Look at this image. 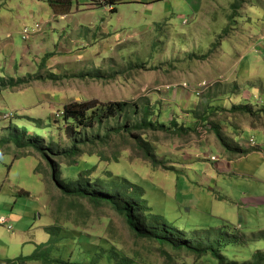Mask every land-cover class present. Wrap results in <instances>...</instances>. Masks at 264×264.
I'll use <instances>...</instances> for the list:
<instances>
[{"label":"rangeland","instance_id":"rangeland-1","mask_svg":"<svg viewBox=\"0 0 264 264\" xmlns=\"http://www.w3.org/2000/svg\"><path fill=\"white\" fill-rule=\"evenodd\" d=\"M108 1L110 10L95 0L73 1L75 18L96 26L85 40V27L79 28L77 20L72 27V16L61 19L70 36L53 35L40 24L38 33L43 34L34 31L23 42L16 33L19 24L13 28L14 45L24 43L28 52L13 66L25 74L13 77L40 80L0 92V139L23 128L24 142L47 150L44 155L58 166L60 181L87 186L97 195L107 193L118 202L133 197L130 189L127 197L122 193L121 178L127 179L143 189L152 213L194 246L215 244L223 264L251 262L256 253L264 257V157L236 159L230 151L225 159L214 143L220 135L226 144L235 139L247 144V150L264 148V0ZM4 11L16 14L15 8ZM23 16L30 27L41 14L29 7ZM87 100L130 106L91 127L63 120V105ZM238 105L252 114L230 111ZM145 116L156 125L170 116L185 126L182 131L173 128L178 133L140 135L153 147L158 166L142 160L125 132L107 146L97 142L126 120L134 123ZM66 124L72 129L66 130ZM250 137L256 147L249 145ZM74 143L76 155L65 157ZM5 149L9 152L0 155V217L8 222L0 225V247H5L1 261L29 255L34 244H45L39 254L49 260L91 264L98 255L96 264H114L109 256L117 253L130 264H170L161 250L172 252L135 239L113 209L64 196L40 153L15 146H3L0 153ZM14 152L25 157L12 161ZM211 155L217 161L207 158ZM220 164L223 173L215 171ZM50 226L56 229L49 247L45 227ZM174 261L218 264L209 256L193 261L186 254L174 255Z\"/></svg>","mask_w":264,"mask_h":264},{"label":"trees","instance_id":"trees-1","mask_svg":"<svg viewBox=\"0 0 264 264\" xmlns=\"http://www.w3.org/2000/svg\"><path fill=\"white\" fill-rule=\"evenodd\" d=\"M43 1L48 5L54 15H65L70 13L74 0ZM211 52L212 51L210 50L209 54ZM38 80L40 79L37 78V76H28L26 80L22 78L12 77L0 78V92L19 87L21 85H28L29 83ZM128 106L130 105L126 102H99L96 100H87L79 103L72 102L63 105L62 117L66 123L71 121L73 124L82 127H91L95 124H101L105 119L116 118L120 116L123 109ZM240 110H244L246 111V113H249V109L246 105L233 106L230 111ZM144 113L148 114V110L145 108ZM176 127L179 131H182L185 128V126H180L177 121L173 119L165 124L158 123L156 125L154 121L147 119V117L145 116L143 119L134 123L126 120L120 130L107 131L106 134H104L101 138H99V140H97V142L103 146H107L113 136L125 132L129 136L130 140H132L133 143H136V148L138 149L137 151L141 153L142 160L150 163L152 167H156L161 162L157 160L156 156L153 154V147L148 142L142 140L141 136L143 133L153 132L155 130L161 131L162 133L169 131L178 133V131H175L173 129ZM19 129L20 130H18L17 134L6 137L5 139H0V149L3 146H15L19 149L28 148L37 151L47 160L46 156L44 155L47 150H43L42 147H38L35 144H30L31 142H24L26 134L23 128ZM67 129H72L69 124H66V130ZM217 139L222 143V145L227 146L220 135L217 137ZM77 149V144L74 143L69 150L65 151V157H73L74 155H76ZM6 151L9 152L8 149H5L3 153H0V155L6 153ZM22 157L25 156L21 153L14 152L12 161L20 159ZM47 161L51 169L53 168V172L55 174L53 175V181L57 183L58 190L64 196L85 199L93 206H100L105 209H113L114 212H116L124 219L125 224L129 227L130 232L135 239L154 242L158 247L162 249L167 248L170 252H172L171 255H166L165 252L161 250V254L165 255L164 257L169 260L168 262L170 264H175L174 255L180 256V254H186V256L192 257L193 261L200 260V258H202L203 256H209L216 260L218 264H223L224 256L221 254L219 248L216 247L215 244H200L194 246L187 239H185L184 234L180 230L174 228L171 223H169L161 216L153 214L152 209L147 205V201L143 199L144 192L141 187L132 184L127 179L122 177V185L125 186L121 189L122 193H124L127 197L125 190L130 189L134 192V194H132V199L127 198L122 202H118L114 196L107 193H101L100 195H97L95 194V192L90 191L87 186H81L79 182L78 183L80 187H78L77 184L60 181L58 175V166L51 164L49 160ZM35 170H37V168H35ZM168 170L173 171L171 168H169ZM87 172L88 171L83 173ZM35 173L38 172L35 171ZM83 173L80 172V177L84 175ZM20 192H22L23 195L28 196V192L23 190H21ZM55 229L56 228H52V226L45 227V232L50 236V238H48L46 242V245H48L49 247L54 242V238H52V231H54ZM44 246L45 244L38 245L31 254L27 256H19V258L17 257L14 260H8L9 262L7 260L6 261L8 263L16 264H28L30 262H41L40 264H80L75 262L69 263L65 260L60 259L49 260L43 258L44 256H41L39 252L44 248ZM49 250L50 248L47 247L46 251ZM118 255L119 254L117 253H111L109 259L113 260L114 264H130L131 260L129 258L124 257L119 260ZM98 262L99 256L96 255L95 258H93L91 264H96ZM261 262H264V257L257 256L256 253L252 256L251 262H244V264H261ZM236 263L237 262L231 261L227 264Z\"/></svg>","mask_w":264,"mask_h":264},{"label":"crops","instance_id":"crops-1","mask_svg":"<svg viewBox=\"0 0 264 264\" xmlns=\"http://www.w3.org/2000/svg\"><path fill=\"white\" fill-rule=\"evenodd\" d=\"M151 1H155V0H151ZM73 5H74V3H73ZM73 5H72V8H74V6H75V5L74 6ZM29 7H36L41 14L40 19L38 20V22H35V23L42 24L43 29L48 30L53 35H57L58 31H59L60 35H62V36L66 35V34L69 35L68 29L65 28L66 24L64 23V25H63L61 23V19L63 17H65V16L71 17L72 16L75 19L71 22L72 27H73L76 20L79 21L78 19L75 18V15H73L72 12H70V14H68V15H62V16L54 15L52 13V11L50 10V8L48 7V5L43 0H0V77H4L3 75H9V76H12V78H14L13 76L24 75L26 72L25 69H21L19 71V73H17L15 70H13V66L18 59H20L22 57H24V58L28 57L26 55L28 52L24 49V43H23L22 47H16L14 45L13 35L15 34V32L13 31V28L17 24H19L20 28H19V31H17L16 33L19 35L21 34V29L25 25L24 20L27 18V17L25 18L23 16V11H25ZM12 8L16 9V14L13 17H10L8 12H5L4 9L6 11H10V10H12ZM113 9H115L114 11H116L115 4L113 5ZM33 15L34 14L32 13L30 16H33ZM84 19L85 18H83L82 21ZM82 21H79L81 23H79L77 26L79 28L85 27L87 34L81 35V38L85 40V38H88V35L91 32L93 34V31L96 29L95 28L96 26L94 24H90V26L87 27V26L82 24ZM60 30H62V31H60ZM74 30H76V29H74ZM39 31H37L35 34H37ZM42 34L43 33H41L39 35H42ZM32 37H33V35L31 36L30 40H32ZM18 78H21V77H18ZM166 121H168V122L171 121L170 116L166 119ZM215 139L216 140L214 141V143L218 147L222 148V150L224 152V154H222V157L225 159L227 157L226 155L230 154V151H234L233 155L235 156L234 158H236V159L237 158L239 159L241 156L252 157L253 154H257L260 157H262V156L264 157V148L261 147V145L259 146V148L257 150H247L246 149L247 144L244 146H241V143L238 144V142L240 140H237L238 142H236V140L234 139L233 144L228 143L227 146L226 145L224 146V145H222V143L217 138H215ZM235 143H237V144H235ZM234 144H235V146H233ZM236 145H238V146H236ZM233 148H237L239 150H230ZM211 156H209V157H211ZM209 157H207V158L209 159ZM263 160H264V158H263ZM223 170L224 169H223L222 165L215 168V171L218 173H223L224 172ZM247 203H252V201H248ZM6 224L7 223H5L2 226H5ZM7 227H6V229H7ZM36 245H38V244H34L30 248V251H32V250L34 251L36 249ZM0 252L5 253V247L3 244L0 247ZM0 264H9V263L7 261H6V263H4V261L0 260ZM28 264H40V263L39 262H30Z\"/></svg>","mask_w":264,"mask_h":264},{"label":"built area","instance_id":"built-area-1","mask_svg":"<svg viewBox=\"0 0 264 264\" xmlns=\"http://www.w3.org/2000/svg\"><path fill=\"white\" fill-rule=\"evenodd\" d=\"M95 1L100 3L102 5V7L107 8L108 10L112 9V5L109 1H108V3H106L105 0H95ZM40 28H41V26L38 23H35L31 27L24 25L22 30H21L22 40L23 41L27 40L31 33H33L34 31L37 32L38 30H40ZM261 42L262 43L264 42V36L262 37ZM248 143L251 147H256L255 140L253 137H250V139L248 140ZM209 160L210 161H216L217 159L214 156H211L209 158ZM7 222H8V220L6 218L0 217V225H4ZM10 228H11V225H8L7 229H10Z\"/></svg>","mask_w":264,"mask_h":264},{"label":"bare ground","instance_id":"bare-ground-1","mask_svg":"<svg viewBox=\"0 0 264 264\" xmlns=\"http://www.w3.org/2000/svg\"><path fill=\"white\" fill-rule=\"evenodd\" d=\"M93 4V3H92ZM98 5V4H97ZM113 10H115V9H113ZM33 25V24H32ZM31 27V26H30ZM22 30V29H21ZM80 30V29H79ZM39 31V30H38ZM21 35V34H20ZM77 38V37H76ZM25 42V41H24ZM80 47V46H79ZM42 64V63H41ZM40 65V64H39ZM8 91V90H7ZM3 92V91H2ZM62 110V109H61ZM60 111V110H59ZM61 113V112H60ZM58 114V113H57ZM62 118V117H61ZM60 118V119H61ZM22 119V118H21ZM56 119V118H55ZM59 119V118H58ZM79 240V239H78ZM87 242V241H86ZM79 243V242H78ZM19 258V257H18ZM43 258H46V259H48L46 256L45 257H43ZM51 260V259H50ZM6 261V260H5ZM8 261V260H7ZM44 261V260H43ZM9 262V261H8ZM70 263V262H69ZM10 264V263H9ZM13 264H16V263H13ZM51 264V263H50Z\"/></svg>","mask_w":264,"mask_h":264}]
</instances>
